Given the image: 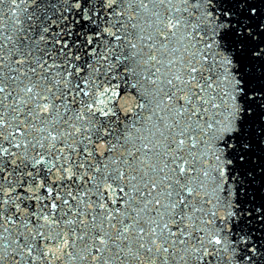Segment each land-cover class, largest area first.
Here are the masks:
<instances>
[{
	"label": "snow or ice",
	"instance_id": "1",
	"mask_svg": "<svg viewBox=\"0 0 264 264\" xmlns=\"http://www.w3.org/2000/svg\"><path fill=\"white\" fill-rule=\"evenodd\" d=\"M0 264H264V0H0Z\"/></svg>",
	"mask_w": 264,
	"mask_h": 264
}]
</instances>
